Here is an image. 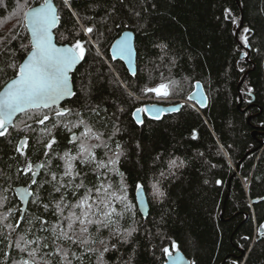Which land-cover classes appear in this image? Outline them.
I'll return each mask as SVG.
<instances>
[{"label":"trees","instance_id":"trees-1","mask_svg":"<svg viewBox=\"0 0 264 264\" xmlns=\"http://www.w3.org/2000/svg\"><path fill=\"white\" fill-rule=\"evenodd\" d=\"M42 2L27 0L21 11L17 4L24 6L25 0H0L4 29H0V49L14 51L17 64L27 55L21 44L29 43L23 12ZM54 2L60 17L56 41L72 45L79 40L85 48V58L71 73L75 94L60 107L79 111L81 118L104 133L113 150L119 143L123 151L117 166L123 177L109 175L115 186L123 185L130 207L121 230L135 231L126 242L103 231L102 238L115 245L104 253L105 264H163L164 249H172L173 244L190 264H264V228L260 231L264 225V143H260L264 141V0H116L119 7L114 11L103 9L100 0ZM87 27L93 32L86 33ZM125 29L135 34L133 75L110 54L112 42ZM242 36H247L251 61L241 56L246 53ZM141 40L146 41L142 48ZM154 41H164L173 53L161 60ZM9 57L10 53H0V62ZM6 72H0V89L13 77L12 69ZM161 81L174 82L167 103L187 100L195 83L201 82L206 107L182 102L177 112L159 120L144 116L138 124L132 111L149 101L141 99L151 95L147 87ZM33 111L18 115L0 136V197L7 198L0 214L15 206L20 209L14 186L30 185L31 174L22 171L26 164L43 163L45 168L33 169L38 183L30 188L39 191L42 203L33 204L31 197L24 215H42L53 224L56 215L51 207L44 212L42 204H54L53 197L58 200L60 194L50 184L39 185L51 179L49 168L62 174L59 156L75 150L68 143L71 133L62 126L52 127L54 115L41 125L40 117L29 119ZM45 129L51 130V137ZM73 131L79 135L83 128ZM52 137L56 144L46 157L45 144ZM24 140L27 147L21 155L16 148ZM95 151L98 158L106 159L105 149ZM172 161L176 164L169 167ZM75 163L89 187L97 182L91 166ZM137 185L147 197L145 216L135 202ZM153 185L163 197L154 194ZM82 194L83 190L77 196ZM66 200L75 203L76 197L66 194ZM19 219L20 212H15L0 226ZM27 228L25 221L15 232L0 228V264L28 258L14 249V241ZM51 259L56 264L59 258ZM84 264H96V257L85 258Z\"/></svg>","mask_w":264,"mask_h":264},{"label":"snow or ice","instance_id":"snow-or-ice-1","mask_svg":"<svg viewBox=\"0 0 264 264\" xmlns=\"http://www.w3.org/2000/svg\"><path fill=\"white\" fill-rule=\"evenodd\" d=\"M65 3L67 4V0ZM23 7H27V0L24 6L17 4V8L21 11ZM23 19L26 21L23 27L30 33L29 43L21 44L27 53L23 62L17 64L14 59L15 52L7 49L6 46L0 49V53H10L7 60L0 62L3 64L0 72L7 74V69H12L14 72L10 81L6 82L3 91H0V129H2L0 136L6 134L7 126L12 124L13 117L17 113L34 110L33 116L29 119L40 117L37 122L41 125L50 120L49 113H54L55 122L52 127L62 126L71 133L68 143L73 145L75 152L73 154L72 150H68L59 156V159L63 161V173L58 175L49 168L51 179H45L39 185L43 187L44 184H50L53 192L60 194L58 200L53 197L54 204L51 202L42 204L44 212H48L51 207L53 214L57 217L55 223L50 224L42 215L26 217L24 209L8 208L7 215L0 214V221H7L14 211L20 212V219L15 224H5L10 232H15L20 227L21 221L28 224V228L14 241L15 247L21 253H26L28 258L22 257L14 261V264H53V260L48 257H58L56 264H84L85 258L93 255L96 257V264H105L104 253L110 248H115V245H110L102 238L103 231H108L109 238L117 237L124 242L135 231V229L121 230L120 221L124 218L125 212L130 211V207L125 203L123 185L115 186L109 175L114 173L123 177V173L117 167L123 155L121 145L116 143L115 150H113L103 139L104 133L95 130L81 118L79 111L57 107L63 98L75 94L69 83V72L85 58V48L79 40L71 46L63 47H57L53 43L52 29L60 19L55 6L50 0H43L39 6L30 7L28 11H24ZM84 31L91 33L93 28L87 27ZM248 31L249 29H244L245 33ZM18 36L19 33L13 35L11 39H16ZM241 39L245 46H248L247 36H242ZM113 47L120 56H131V49L126 38L118 41ZM172 83L174 82L161 83L146 91L166 97L169 95ZM42 109H48V112L39 111ZM144 110L137 109V112ZM93 111L96 110L93 109ZM25 127L30 126L25 125ZM81 127L83 131L77 135L73 130ZM45 132L51 137L50 129H45ZM108 139L111 140L112 137L109 136ZM55 144V137L47 141L45 144L47 151L44 153L46 157H50ZM25 147H27V140L21 141L16 151L24 155ZM98 148L105 149L106 159L98 158L95 151ZM77 161L81 165L93 168L97 182L91 187L85 183V178H80L82 170L77 169L75 163ZM175 164L176 162L172 161L169 167ZM45 167L43 163L33 165L28 162L22 169L25 175L31 174L29 188L38 183L36 179L38 173L33 169ZM18 171L21 170L18 169ZM78 178L80 179L77 182ZM219 183L220 181H217V184ZM29 188L21 191V199L32 197L31 202L40 205L42 201L39 191L33 193L29 191ZM140 188L141 186L137 185V190ZM153 188L157 197L164 196L159 187L153 185ZM81 190L83 194L77 196ZM66 194L76 197L75 203H69L66 200ZM6 201V197H0V207L5 206ZM118 203L123 205L122 209L116 207ZM261 228H264V225H261ZM39 233L47 235H39ZM44 249H49V251L43 252ZM164 252L171 255L168 248H165ZM37 256H41L40 261L37 260ZM181 259L176 256L173 264H180Z\"/></svg>","mask_w":264,"mask_h":264},{"label":"water","instance_id":"water-1","mask_svg":"<svg viewBox=\"0 0 264 264\" xmlns=\"http://www.w3.org/2000/svg\"><path fill=\"white\" fill-rule=\"evenodd\" d=\"M50 2L55 6L57 12L58 9L56 7V4L54 2V0H50ZM43 3V2H42ZM41 4V3H39ZM39 4L33 5L31 7H36L39 6ZM29 8L26 10L28 11ZM25 21V20H24ZM59 22V21H58ZM26 23V21H25ZM58 23L56 24V26L52 29V33H53V43L56 44L57 47H63V46H71L70 43H57L56 41V35H55V28L57 27ZM241 27V24L239 25V27H237L235 29V35H238L239 29ZM28 32V31H27ZM29 37H30V33L28 32ZM127 39L128 45L131 49V56H120L118 53H116L114 51V45L117 44L118 41L122 40V39ZM135 34L132 30L130 29H125L124 31H122L112 42L111 46H110V54L111 56L116 59V60H120L124 66L126 67L127 71L129 74L133 75L136 72V62H137V50H136V45H135ZM245 50L247 51L246 53H242L241 56H245L246 60H249V46L245 47ZM26 58V56L24 57ZM23 62V60H22ZM81 61H79L69 72V83L70 86L72 88V91L74 92V85L71 81V73L75 70L76 66L80 63ZM10 81V80H9ZM7 81V82H9ZM6 84V83H5ZM4 86L0 89V91H3ZM199 85V86H197ZM69 97H65L63 98L61 101H59V104L57 106H60L66 99L70 98ZM188 99L192 102H194L196 105H198L200 108H205L207 105V95L204 91V88L201 84V82L197 81L195 83L194 89L189 93L188 95ZM182 103L181 102H175V103H170V104H164V103H159V102H145L143 103L141 106H138L137 108H135L132 111V117L134 119L135 122H137L138 124H141L143 122V118L144 116H147L150 119H155V120H159L161 119L164 115L167 114H171L174 112H177L180 107H181ZM145 109L143 112H137V109ZM21 113H17L14 117H13V121L12 124L8 125L7 127L9 128L11 125H13L14 120L16 119V117L18 115H20ZM2 130V129H0ZM262 134H264V128H263V132ZM261 145H263L264 141L260 140ZM25 188H29L28 185H16L14 186V192L15 195L17 196V198L19 199L21 206L20 209H24L26 210L27 205L29 203V200L31 197H26L23 200L21 199L20 193L23 189ZM29 191H32L29 188ZM135 202L137 205L138 210L140 211V213L145 216L147 215L148 212V201H147V197L145 194V191L143 189V187L140 188V190H135ZM262 230V228H260V231ZM9 246H11V243H9ZM169 253L171 255L165 254V260L163 264H173V260L176 256L181 257V262L180 264H190V260L187 258V256L177 247L169 249Z\"/></svg>","mask_w":264,"mask_h":264},{"label":"rangeland","instance_id":"rangeland-1","mask_svg":"<svg viewBox=\"0 0 264 264\" xmlns=\"http://www.w3.org/2000/svg\"><path fill=\"white\" fill-rule=\"evenodd\" d=\"M43 1V0H42ZM101 1V4H102V6H103V9H108V10H110V11H114V10H116V9H118V5H116L115 4V2H116V0H100ZM0 29H3L2 28V24H1V27H0ZM4 30V29H3ZM88 39H89V41H90V43L93 45V47L96 49V50H98L97 49V45H96V43H95V41L91 38V37H89L88 36ZM145 44H146V41L145 40H141V43L139 44V46L142 48L143 47V45L145 46ZM153 45L155 46V47H157V49H158V51H157V53H158V55H159V58H161V60H165V59H167L168 58V55H170L171 53H173L172 51L173 50H171V47H168V45L164 42V41H154V43H153ZM247 52V51H246ZM108 62V61H107ZM111 67V66H110ZM111 69H112V67H111ZM113 70V69H112ZM161 83H168V82H165V81H161V82H159L158 84H156V85H159V84H161ZM156 85H154V86H149V87H147V89L148 88H155L156 87ZM170 92H171V88H169V94H170ZM165 98L164 96H157L154 92H151V95L149 96V97H147V98H141V99H145V100H149V101H151V100H153V99H157V98ZM168 97V98H167ZM137 98H139L140 99V97H137ZM166 99H168V100H165V101H161V102H170L169 101V99H170V97H169V95L168 96H166ZM171 99H173V98H171ZM190 105V104H189ZM49 115L51 116V115H54V113H49ZM12 126V125H11ZM123 195L125 196V197H127V195L126 194H124L123 193ZM128 201H127V198H126V200H125V203L128 205V203H127ZM129 206V205H128ZM116 207L118 208V209H122L123 208V205H121V204H117L116 205ZM13 209L15 210V209H17V206H15V207H13ZM16 211H14V213H15ZM13 213V214H14ZM125 214H126V212H125ZM125 214H124V216H125ZM4 215H7V210H6V212H4ZM124 219V218H123ZM123 219L120 221V225L122 226L123 225ZM5 226V224L3 223V224H1V226H0V228H3ZM11 246H9V248H10ZM14 249H15V245H14ZM16 250V249H15ZM14 252V251H13ZM21 253L19 250L17 251L16 250V253ZM15 253V252H14ZM26 256H27V254L26 253H24ZM48 259H51V257H48ZM38 261H40L41 259H37Z\"/></svg>","mask_w":264,"mask_h":264},{"label":"built area","instance_id":"built-area-1","mask_svg":"<svg viewBox=\"0 0 264 264\" xmlns=\"http://www.w3.org/2000/svg\"><path fill=\"white\" fill-rule=\"evenodd\" d=\"M192 106H194V104L190 103Z\"/></svg>","mask_w":264,"mask_h":264},{"label":"flooded vegetation","instance_id":"flooded-vegetation-1","mask_svg":"<svg viewBox=\"0 0 264 264\" xmlns=\"http://www.w3.org/2000/svg\"><path fill=\"white\" fill-rule=\"evenodd\" d=\"M18 199V198H17ZM19 200V199H18ZM20 202V201H19Z\"/></svg>","mask_w":264,"mask_h":264},{"label":"bare ground","instance_id":"bare-ground-1","mask_svg":"<svg viewBox=\"0 0 264 264\" xmlns=\"http://www.w3.org/2000/svg\"><path fill=\"white\" fill-rule=\"evenodd\" d=\"M29 35V34H28Z\"/></svg>","mask_w":264,"mask_h":264}]
</instances>
